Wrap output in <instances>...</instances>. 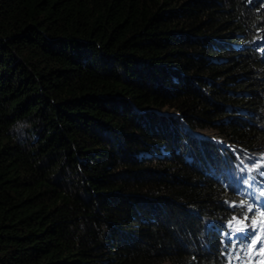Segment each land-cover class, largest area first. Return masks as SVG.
I'll list each match as a JSON object with an SVG mask.
<instances>
[{
    "label": "trees",
    "instance_id": "trees-1",
    "mask_svg": "<svg viewBox=\"0 0 264 264\" xmlns=\"http://www.w3.org/2000/svg\"><path fill=\"white\" fill-rule=\"evenodd\" d=\"M262 45L264 0H0V264H226Z\"/></svg>",
    "mask_w": 264,
    "mask_h": 264
},
{
    "label": "rangeland",
    "instance_id": "rangeland-1",
    "mask_svg": "<svg viewBox=\"0 0 264 264\" xmlns=\"http://www.w3.org/2000/svg\"><path fill=\"white\" fill-rule=\"evenodd\" d=\"M264 47L263 45L261 48ZM235 175V182L241 185L244 189L242 191L241 202L235 203L238 208V214L233 217L229 224V232L226 234L228 239L242 240L243 234L245 239H253V235L260 237L259 229L264 227V154L253 162L248 164H241L231 171ZM251 208V211H249ZM252 216H249V215ZM245 217L247 219H245ZM242 221L243 225L241 231H235L233 228L234 221ZM253 221L256 224L253 225ZM234 247H232L233 249ZM226 264H241L237 257L230 258ZM245 264H250L249 260Z\"/></svg>",
    "mask_w": 264,
    "mask_h": 264
},
{
    "label": "snow or ice",
    "instance_id": "snow-or-ice-1",
    "mask_svg": "<svg viewBox=\"0 0 264 264\" xmlns=\"http://www.w3.org/2000/svg\"><path fill=\"white\" fill-rule=\"evenodd\" d=\"M249 211H251V208H249ZM261 215H264V213H262ZM245 219H247V218L245 217ZM255 224H256V221H253V225H255ZM232 226H233L235 231H241L242 230V226L246 227V225H243V222L239 221V220L234 221ZM257 239H259V237H257ZM254 243L255 242H253V246H254ZM261 254H264V249H261Z\"/></svg>",
    "mask_w": 264,
    "mask_h": 264
}]
</instances>
